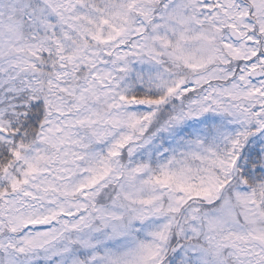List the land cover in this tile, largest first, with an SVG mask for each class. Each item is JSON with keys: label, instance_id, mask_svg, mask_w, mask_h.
<instances>
[{"label": "snow or ice", "instance_id": "snow-or-ice-1", "mask_svg": "<svg viewBox=\"0 0 264 264\" xmlns=\"http://www.w3.org/2000/svg\"><path fill=\"white\" fill-rule=\"evenodd\" d=\"M0 264H264V0H0Z\"/></svg>", "mask_w": 264, "mask_h": 264}]
</instances>
